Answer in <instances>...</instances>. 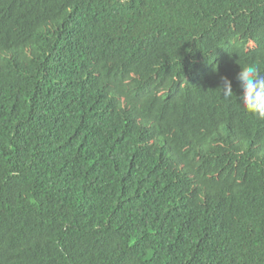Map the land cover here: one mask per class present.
Segmentation results:
<instances>
[{
    "label": "trees",
    "instance_id": "obj_1",
    "mask_svg": "<svg viewBox=\"0 0 264 264\" xmlns=\"http://www.w3.org/2000/svg\"><path fill=\"white\" fill-rule=\"evenodd\" d=\"M248 64L264 0H0V264H264Z\"/></svg>",
    "mask_w": 264,
    "mask_h": 264
},
{
    "label": "clouds",
    "instance_id": "obj_2",
    "mask_svg": "<svg viewBox=\"0 0 264 264\" xmlns=\"http://www.w3.org/2000/svg\"><path fill=\"white\" fill-rule=\"evenodd\" d=\"M235 79L240 88L238 99L242 107L246 111L264 118V72L258 65L248 64L240 67ZM218 88L225 98L233 97L232 83L226 77L222 78V84Z\"/></svg>",
    "mask_w": 264,
    "mask_h": 264
}]
</instances>
